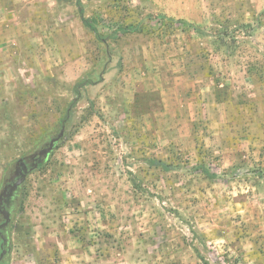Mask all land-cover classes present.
Returning <instances> with one entry per match:
<instances>
[{
	"label": "rangeland",
	"instance_id": "rangeland-1",
	"mask_svg": "<svg viewBox=\"0 0 264 264\" xmlns=\"http://www.w3.org/2000/svg\"><path fill=\"white\" fill-rule=\"evenodd\" d=\"M19 161L0 264H264V0H0Z\"/></svg>",
	"mask_w": 264,
	"mask_h": 264
},
{
	"label": "trees",
	"instance_id": "trees-1",
	"mask_svg": "<svg viewBox=\"0 0 264 264\" xmlns=\"http://www.w3.org/2000/svg\"><path fill=\"white\" fill-rule=\"evenodd\" d=\"M88 1H90V0H88ZM78 4L79 5L81 4V0H78ZM81 14L83 15L82 10H81ZM83 23L87 28H89L95 34L96 38L101 43H105L106 41H109V40H118L121 36L129 35V34H132V35L133 34H140L143 31L141 25L127 26V27H122V28L118 29L113 34H111L107 37H104V36L100 35L98 30L91 24V22L88 19H83ZM76 88H77V92H80L84 88V85H80V84L76 85ZM151 164H152V166L159 168V169L163 170L164 172H171L174 170V167L167 165L161 161H153V162H151ZM193 170L200 171L210 180H217L221 177L219 174L212 173L208 168H206L203 165L197 166Z\"/></svg>",
	"mask_w": 264,
	"mask_h": 264
},
{
	"label": "water",
	"instance_id": "water-1",
	"mask_svg": "<svg viewBox=\"0 0 264 264\" xmlns=\"http://www.w3.org/2000/svg\"><path fill=\"white\" fill-rule=\"evenodd\" d=\"M62 136H63V132L60 133V135L58 136V138L52 140L50 142V144H49V147L47 149L42 150L38 154V156H43V155L49 154L53 150L54 145L56 143H58V141L61 139ZM34 159H35V157H34ZM19 166H20V168H19V175L22 177V179H19L15 185H9V186L5 187L4 188V197H2L0 199L1 213L3 214V216L5 218V224L2 225V226H0V233H1V230H3L5 227H7L9 225V223H10V215H9V213L5 209H2L4 199L9 196V191H13L15 188H17L18 186H20L22 184V182L25 180L24 173H27V168L25 166V163H23L22 161H19ZM21 168H23L24 173L22 172ZM6 243H7L6 240L3 238L2 249L4 248V246L6 245ZM6 254H7V252L6 251H3V253L0 256V262L3 261V259H4V257H5Z\"/></svg>",
	"mask_w": 264,
	"mask_h": 264
},
{
	"label": "flooded vegetation",
	"instance_id": "flooded-vegetation-1",
	"mask_svg": "<svg viewBox=\"0 0 264 264\" xmlns=\"http://www.w3.org/2000/svg\"><path fill=\"white\" fill-rule=\"evenodd\" d=\"M21 169H23V168H21ZM2 209H5V204H4V202H3V206H2Z\"/></svg>",
	"mask_w": 264,
	"mask_h": 264
}]
</instances>
